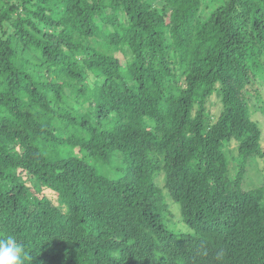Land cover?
Returning <instances> with one entry per match:
<instances>
[{"label":"trees","instance_id":"obj_1","mask_svg":"<svg viewBox=\"0 0 264 264\" xmlns=\"http://www.w3.org/2000/svg\"><path fill=\"white\" fill-rule=\"evenodd\" d=\"M262 85L264 0H0V237L25 264H264Z\"/></svg>","mask_w":264,"mask_h":264},{"label":"clouds","instance_id":"obj_2","mask_svg":"<svg viewBox=\"0 0 264 264\" xmlns=\"http://www.w3.org/2000/svg\"><path fill=\"white\" fill-rule=\"evenodd\" d=\"M170 209L173 211L172 218L175 221V225L169 226L170 230L174 229L179 236L187 234L186 232L191 229L184 221L180 203L173 202ZM26 258L28 254L24 246L13 235L0 237V264H25Z\"/></svg>","mask_w":264,"mask_h":264},{"label":"rangeland","instance_id":"obj_3","mask_svg":"<svg viewBox=\"0 0 264 264\" xmlns=\"http://www.w3.org/2000/svg\"><path fill=\"white\" fill-rule=\"evenodd\" d=\"M262 91H263V95H264V85H262ZM212 98H213L212 102H215L216 101V97H212ZM209 104H210V107L212 108L214 113L215 112H219V110H218L219 106H217L216 104H211V103H209ZM262 146L264 148V138H263V141H262ZM261 166H262V163L260 164V167ZM262 179H263L262 174L259 171L256 172V171H253V170L250 169L249 176H248V178L245 179L244 184L246 183V181L248 182L247 185H250L249 182H253V184H258V183L261 182ZM45 193H47V195L50 196L55 203H58L55 194H53L49 190H45ZM174 211H175V209H174Z\"/></svg>","mask_w":264,"mask_h":264}]
</instances>
